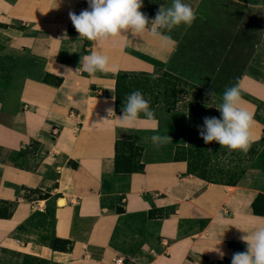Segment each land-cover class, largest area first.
Listing matches in <instances>:
<instances>
[{
	"label": "crops",
	"instance_id": "obj_1",
	"mask_svg": "<svg viewBox=\"0 0 264 264\" xmlns=\"http://www.w3.org/2000/svg\"><path fill=\"white\" fill-rule=\"evenodd\" d=\"M88 8L87 0H0V34L33 70L17 91L0 97V264L231 263L234 253L246 251L242 230L264 225L252 207L259 190L209 182L191 174L185 160L141 161L142 169L131 172L115 168L117 140L143 144V134L163 126L160 117L155 131L143 119L119 124L117 73L153 72L168 63L185 26L167 33V44L146 31L96 47L69 18ZM91 51L109 57L108 71L76 72ZM47 75L62 81L49 82ZM238 85L242 106L253 114V142L260 141L264 29ZM36 144L42 157L27 168Z\"/></svg>",
	"mask_w": 264,
	"mask_h": 264
},
{
	"label": "trees",
	"instance_id": "obj_2",
	"mask_svg": "<svg viewBox=\"0 0 264 264\" xmlns=\"http://www.w3.org/2000/svg\"><path fill=\"white\" fill-rule=\"evenodd\" d=\"M205 32H207V36H210L209 46L204 44L202 32H199L202 33L199 36L200 41L193 42L194 44L189 47H185V41H191L193 32L190 31L185 38L182 37L183 40L179 43L180 45L171 60L181 62L184 69L174 68L176 69L174 70L172 67L171 70H155L153 72L118 71L115 87L116 111L122 113L126 97L138 90L149 101L155 118H159L158 112L162 110L168 113H177L180 116V120L177 121L178 127L185 128L187 140L176 146V155L172 160L187 161L191 174L209 182L236 185L245 170L242 167V162L246 160L252 162L251 165H246V167L249 166L248 168L252 165L255 168L258 167L257 161L254 159L256 155L254 147L261 145L264 139L253 142L246 153L241 151H231L230 153V150L221 148V145L215 141L206 144L199 134V129L204 126L205 117L220 118V112L216 107L222 102L224 90L239 84L259 41L255 40V45H252L250 56L246 61L239 60L241 58L229 61L228 58H224L228 53V46L217 40L219 39L216 37L217 32H208V30ZM249 37L251 38V32ZM212 44L214 47L211 46ZM188 54H190L189 58H187ZM185 71H190L197 79L192 81L185 78L183 76ZM61 81L62 78L57 77V82L54 83L60 84ZM194 91L196 92L195 96L188 99V95L193 94ZM209 93H215V96L212 97ZM208 98L211 100L210 105L205 102ZM130 143L132 142L124 140L116 142L115 168L117 172L139 170L144 165L141 163L140 166H132V161L128 159L122 167L120 161L122 146ZM123 151L127 153L125 148ZM138 155L140 156V154ZM225 156H228V161L224 159ZM246 157L250 158L246 159ZM252 207L255 214L264 216L263 193L256 196ZM56 241L57 239L54 240L53 247H57ZM51 264L62 263L52 262Z\"/></svg>",
	"mask_w": 264,
	"mask_h": 264
},
{
	"label": "clouds",
	"instance_id": "obj_3",
	"mask_svg": "<svg viewBox=\"0 0 264 264\" xmlns=\"http://www.w3.org/2000/svg\"><path fill=\"white\" fill-rule=\"evenodd\" d=\"M89 8L77 15L69 12V18L78 32L79 37L101 47L109 40L131 34L143 35L146 31L151 37L167 44L171 37L167 33L180 25L191 26L196 19L193 8L182 0H172L171 6H160L155 17L149 19L140 9L143 0H87ZM88 74L106 72L109 69V57L98 51H91L81 57L80 67L76 70ZM72 71L71 69H67ZM155 78V77H154ZM212 97L215 93H209ZM243 100L239 85L227 87L222 94V102L217 110L220 118L205 117L199 134L206 144L213 141L230 151L246 153L252 143L253 114L242 106ZM108 118L114 113L113 108L106 109ZM107 118V119H108ZM104 119L103 121L107 120ZM122 127H131L141 119L157 129L155 114L140 91H134L126 97L122 106V115L117 117ZM154 148L166 145L169 135L154 134L150 138ZM172 141V140H171ZM241 235L240 239L247 248L244 252H236L232 256L231 264H264V225L256 226L252 231ZM215 252L221 259L224 253L216 248Z\"/></svg>",
	"mask_w": 264,
	"mask_h": 264
},
{
	"label": "rangeland",
	"instance_id": "obj_4",
	"mask_svg": "<svg viewBox=\"0 0 264 264\" xmlns=\"http://www.w3.org/2000/svg\"><path fill=\"white\" fill-rule=\"evenodd\" d=\"M182 2L190 5L196 13V19L192 25H184L186 30L183 38L186 37L188 32H193L191 41H185V47L194 44L193 42L198 43L197 41H200L199 36L202 33L204 44H208L207 46H209L208 40L210 36H207V32L205 31H216V37L219 38L217 40L228 46V53L224 58H228L229 61L239 58H241L239 59L241 61H246L250 56L252 45H255V40L260 42L263 38L264 0H182ZM171 4L172 0H143V7L140 11L151 20L155 17L160 6L167 8L171 6ZM195 30L197 31L195 32ZM250 32L251 38L249 37ZM8 39L7 35L3 33L0 34V97L4 98H7L5 92L9 88L17 91L23 78L29 73H33L31 68L22 66L23 51L21 49L11 48L7 45ZM211 46L214 47L213 44ZM189 55L190 54H188L187 58L190 57ZM172 67L173 69H184L181 62L170 60L156 70H171ZM183 76L192 81L197 79L190 71L183 72ZM45 78L49 82H57V77L54 75H48ZM195 93L194 91L193 94L188 95V99L194 97ZM205 102L207 105H210L211 100L208 98ZM158 116L163 122L162 130L143 134L142 141L145 139L143 144L132 142L122 146L120 155L122 167L128 159L132 161V166L136 167L141 165V161L173 159L176 155V146L179 143L186 142L187 132L185 128L178 127L177 121L180 120V116L177 113H168L162 110L158 112ZM154 134L169 135L172 141L170 140L159 149L154 148L149 139ZM123 148L126 149L127 153H124ZM254 148L256 151L254 159L257 161V166L260 167L255 168L252 165L248 168L249 166L246 167V165H251L252 162H248L247 160L242 162V167L245 170L238 184L254 186L256 190L264 194V164L262 165V163H264V141H262L261 145L255 146ZM41 152L42 148L40 145L36 144L31 155H28V160L24 162V166L27 168H34L37 166L38 161L42 157ZM138 154H140V156ZM227 157L228 156L224 157L226 161H228ZM236 158L234 159L238 162ZM249 158L250 157H246V159ZM51 263L52 262H46V264Z\"/></svg>",
	"mask_w": 264,
	"mask_h": 264
},
{
	"label": "built area",
	"instance_id": "obj_5",
	"mask_svg": "<svg viewBox=\"0 0 264 264\" xmlns=\"http://www.w3.org/2000/svg\"><path fill=\"white\" fill-rule=\"evenodd\" d=\"M118 261H119V262H121V261H122V259H119Z\"/></svg>",
	"mask_w": 264,
	"mask_h": 264
},
{
	"label": "bare ground",
	"instance_id": "obj_6",
	"mask_svg": "<svg viewBox=\"0 0 264 264\" xmlns=\"http://www.w3.org/2000/svg\"><path fill=\"white\" fill-rule=\"evenodd\" d=\"M61 202H63V201H61Z\"/></svg>",
	"mask_w": 264,
	"mask_h": 264
}]
</instances>
